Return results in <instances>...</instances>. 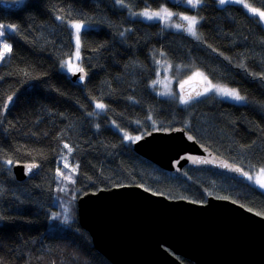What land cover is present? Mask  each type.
<instances>
[{"label":"trees","instance_id":"1","mask_svg":"<svg viewBox=\"0 0 264 264\" xmlns=\"http://www.w3.org/2000/svg\"><path fill=\"white\" fill-rule=\"evenodd\" d=\"M244 1L264 11V0ZM182 2L0 0V23L16 28L6 35L11 51L0 63V264H112L77 217V199L102 189L138 185L201 204L215 195L264 216V192L247 180L203 168L175 175L134 152L119 132L140 138L183 127L246 173L264 168V26L239 4ZM145 9L198 16L199 39L129 15ZM69 22L91 26L80 30L85 87L61 70L74 50ZM157 52L236 89L246 103L212 99L183 107L159 97L152 89ZM16 91L4 111V99ZM96 102L105 105L102 112ZM66 153L75 167L69 181L59 174ZM16 162L37 163L39 173L18 182Z\"/></svg>","mask_w":264,"mask_h":264},{"label":"water","instance_id":"2","mask_svg":"<svg viewBox=\"0 0 264 264\" xmlns=\"http://www.w3.org/2000/svg\"><path fill=\"white\" fill-rule=\"evenodd\" d=\"M68 77L81 86L87 81L84 70ZM203 91L197 80L181 87L190 100ZM130 146L175 175H183L185 168H207L247 178L238 164L200 144L185 128L152 131ZM12 171L22 182L35 177L39 165L15 164ZM76 208L80 226L112 264H184L180 257L195 264H264V216L229 199L211 197L200 204L126 185L88 192L77 199Z\"/></svg>","mask_w":264,"mask_h":264},{"label":"rangeland","instance_id":"3","mask_svg":"<svg viewBox=\"0 0 264 264\" xmlns=\"http://www.w3.org/2000/svg\"><path fill=\"white\" fill-rule=\"evenodd\" d=\"M174 1L177 2L180 0H173V2ZM202 1L203 0H200V3L196 7H198L202 3ZM216 1H217V4L219 6H223V5H227V4H239V5L243 6L246 3L244 0H242V2H237V0H226V2L224 4H221L219 2V0H216ZM116 3L123 7V5L121 3H119L118 1H116ZM182 3L185 6H190L192 8H196V7H193L191 4H189L188 0H183ZM245 9L247 11H249L248 8H245ZM146 10L147 9L141 10V11H136V12L130 11L129 15L133 19H139V20H143L146 22L159 23L164 30H171V31H175V32H184V33H187L196 39H199L198 25L200 22V18L198 16L167 9L168 12H171L173 14L171 17H166L164 19H161L159 17H153L152 19H148L147 17L140 15V13H142ZM147 11L159 12L161 10H158V11L147 10ZM260 11H262V10H260ZM249 12L254 17H256L260 21V23L264 26V19H262L259 15L252 13L251 11H249ZM184 16L196 18L197 23L195 24V32H196L195 36H193L192 34H190L187 31L188 21L182 19V17H184ZM73 23H75V22H69V26L73 31L72 40H73V44H74V50L72 52V55L68 59H66L64 62H62V64H61V70L63 72H66V73L77 72L76 69L81 67V41H80V48H79V59L77 60L76 56H75V54H76V32H75V29L72 28V26H71ZM76 23H79V22H76ZM80 24L82 25V27L83 26L91 27L88 24H83V23H80ZM0 25L5 26L4 31L6 33L3 37H0V41H2V43H7L10 45V43L6 39V35L8 33H15L16 28L13 26L14 30H10L8 28V26H12V25H4L2 23H0ZM79 36H80V33H79ZM9 53L10 52L5 53L4 56L2 58H0V63L9 55ZM66 62L71 63L73 71L69 70V66ZM156 64H157L158 70H157L156 78L152 83V89L161 98L175 100L180 106H183V107L187 106L189 104H193L195 102H199L201 100H212V99H214V100L222 99V100L232 102L235 104L246 103V99H244L242 101H236V100L232 99L231 97L222 96V95L218 94L215 90V87H212L209 91H205L206 88H209V85L218 86V87L227 88V89H233V88L225 86V85H221L218 83H214L213 81H211L208 78V76L204 72L196 69L192 65H174L171 62H169L160 53L156 54ZM196 74H201V75H196ZM196 80L200 81L204 84L203 94L201 95L200 98L189 100L188 103H182V99H185L181 93L182 85H184L188 82H191V81H196ZM98 103L99 102H96V104H98ZM99 104H101V103H99ZM104 107H105V105H104ZM103 109L104 108H97V110L99 112H102ZM119 132L121 133V135L123 137L125 136V141L133 142V141L137 140V138L135 136L129 135V134H127L123 131H120V130H119ZM129 137H131V139H129ZM65 155L66 156H64L61 160L59 174H65L67 177L70 176L72 178V174L75 172V171H73V169H75V167L69 161V154L66 153ZM65 164H67L68 167H65ZM246 174H247L246 180L264 192V187H261L260 183H258V180L261 182H264V176H261L260 170L259 171L258 170L250 171V172H247ZM249 177H251V179ZM68 181H69V179H68Z\"/></svg>","mask_w":264,"mask_h":264},{"label":"snow or ice","instance_id":"4","mask_svg":"<svg viewBox=\"0 0 264 264\" xmlns=\"http://www.w3.org/2000/svg\"><path fill=\"white\" fill-rule=\"evenodd\" d=\"M189 4H191L193 7H196L199 3L200 0H188ZM219 2L221 4H224L226 2V0H219ZM237 2H242V0H237ZM245 8H248L249 11H251L254 14L259 15L262 19H264V11H260L258 9L252 8L250 5L248 4H244L243 5ZM264 6V5H262ZM140 15L147 17L148 19H152L153 17H159L161 19H164L166 17H171L173 14L171 12H168L167 9H161V11L159 12H149V11H144L142 13H140ZM183 20L188 21V28L187 31L192 34L193 36L196 35L195 32V24L197 23L196 18L195 17H188V16H184L182 17ZM72 28L75 29L76 32V59H79V48H80V30L82 28V25L80 23H73ZM179 27V26H178ZM5 26L0 25V37H3L6 33L4 31ZM8 28L10 30H14L13 26H8ZM11 51V45L7 44V43H2V41H0V58H2L4 56L5 53L10 52ZM69 66V70L73 71V68L71 66L70 62H66ZM76 71L79 72H83L82 68H77ZM196 75H201V74H196ZM80 79H83V76L80 77ZM206 79V78H205ZM212 87H215V90L218 94L222 95V96H228L231 97L232 99L236 100V101H242L245 99V97L241 96L240 93L235 90V89H227V88H222V87H218V86H212L209 85V88H206L205 91H209ZM197 95H201V93H197ZM9 101H11L12 97L8 98ZM192 99L191 96H189L187 99H182V103H188L189 100ZM97 108H104L103 104H97L96 105ZM129 139H131V137H129ZM138 139V138H137ZM191 139V137H190ZM65 147L67 148L68 145H65ZM69 151H71V149H69ZM9 163H11V161H9ZM34 167V166H33ZM65 167H68L67 164H65ZM73 171H75V169H73ZM260 174L261 176H264V168L260 169ZM245 175H247L245 173ZM251 179V177H249ZM65 179H71V177H65ZM258 183H260L261 187H264V182H261L258 180Z\"/></svg>","mask_w":264,"mask_h":264},{"label":"bare ground","instance_id":"5","mask_svg":"<svg viewBox=\"0 0 264 264\" xmlns=\"http://www.w3.org/2000/svg\"><path fill=\"white\" fill-rule=\"evenodd\" d=\"M5 3H8V4H13L12 2H7V1H3V2H1V5L2 6H4L5 8H13V7H7V6H5L4 4ZM17 3V2H16ZM152 23H154V22H152ZM156 23V22H155ZM169 31H171V30H169ZM175 32V31H174ZM157 53H160V52H157ZM157 53H155V60H156V54ZM160 54H162V53H160ZM163 55V54H162ZM87 74V73H86ZM87 80H88V75H87ZM86 83H87V81H86ZM81 86V85H80ZM85 86H86V84H85ZM85 86H81V87H85ZM20 93V91H16V92H14V93H11L10 95H8L5 99H4V101H3V106H2V109H4V111H6V110H8V109H10V107L13 105V103H14V101H15V99H16V97L18 96V94ZM9 97H12V99H11V103H10V105L8 106V104H9ZM90 104L92 105V106H94L95 105V100H93L92 98L90 99ZM21 163H29V162H16V163H12L11 164V168L15 165V164H21ZM13 172V171H12ZM13 175H14V173H13ZM14 177H15V175H14ZM8 178H10V177H8ZM16 178V177H15ZM211 197H215V198H219V197H216L215 195H210V196H208V198H211ZM208 198H207V200H208ZM223 199H226V198H223ZM201 204V203H200Z\"/></svg>","mask_w":264,"mask_h":264},{"label":"flooded vegetation","instance_id":"6","mask_svg":"<svg viewBox=\"0 0 264 264\" xmlns=\"http://www.w3.org/2000/svg\"><path fill=\"white\" fill-rule=\"evenodd\" d=\"M180 128H183V127H180ZM174 129V128H173ZM171 130V129H170ZM156 131H158V130H156ZM144 136V135H143ZM141 138V137H140ZM140 138H138L137 140H139ZM136 140V141H137ZM133 142H135V141H133ZM132 143V142H131ZM203 169H207V168H203ZM213 171H215V170H213ZM218 172V171H217Z\"/></svg>","mask_w":264,"mask_h":264},{"label":"crops","instance_id":"7","mask_svg":"<svg viewBox=\"0 0 264 264\" xmlns=\"http://www.w3.org/2000/svg\"><path fill=\"white\" fill-rule=\"evenodd\" d=\"M152 132V131H151ZM150 133V132H149ZM148 134V133H147Z\"/></svg>","mask_w":264,"mask_h":264}]
</instances>
